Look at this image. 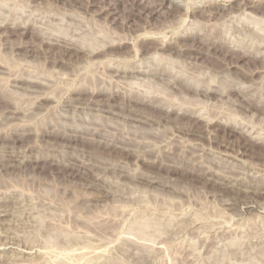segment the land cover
Masks as SVG:
<instances>
[{
  "label": "rangeland",
  "instance_id": "obj_1",
  "mask_svg": "<svg viewBox=\"0 0 264 264\" xmlns=\"http://www.w3.org/2000/svg\"><path fill=\"white\" fill-rule=\"evenodd\" d=\"M254 1L0 0V63L7 64L0 67V132L7 135L0 140V264H74L76 254L78 264H264V77L240 72L264 63V56L228 66L211 56L219 42L213 33L237 41L232 44L264 45V0ZM197 9L214 10L213 17ZM196 31L197 39L187 42L196 43L197 51L174 46L154 52L162 42L177 45ZM108 46L116 57L100 54ZM96 49L99 54L87 53ZM101 60L143 74L109 76ZM159 65L183 74L194 66L211 68L221 78L214 73L212 83L245 91L209 98L170 92L167 80L147 74ZM12 73L49 84L44 90L51 98H35L42 90L35 87H11ZM83 83L102 84L107 93L94 96L98 104H84L90 94L74 92ZM126 85L148 91L146 96L160 93L202 118L216 116L219 124L175 113L164 117L126 102L123 95L134 89ZM117 88L127 90L121 89L122 98L110 97Z\"/></svg>",
  "mask_w": 264,
  "mask_h": 264
},
{
  "label": "bare ground",
  "instance_id": "obj_2",
  "mask_svg": "<svg viewBox=\"0 0 264 264\" xmlns=\"http://www.w3.org/2000/svg\"><path fill=\"white\" fill-rule=\"evenodd\" d=\"M261 2H262V0H260ZM206 2V1H205ZM207 2H209V4H207V5H210L212 2L211 1H207ZM211 2V3H210ZM255 3H256V0L254 1ZM163 3V2H162ZM252 3V2H251ZM250 3V4H251ZM204 5V4H203ZM212 5H214V4H212ZM247 6V5H246ZM255 6H257V5H251V8L253 7H255ZM203 7V6H202ZM208 7H214V6H208ZM207 7V8H208ZM200 8V7H199ZM204 8V7H203ZM206 8V7H205ZM256 8V7H255ZM188 10V9H187ZM195 10V9H194ZM198 10V9H197ZM201 10H203V9H201ZM209 10V9H208ZM205 11V10H203V11H199V13L201 14V15H203V17H205V16H207L208 18H209V16L212 14V12L214 11H212V10H210V11H212V12H209V11ZM183 11V10H182ZM197 11V12H198ZM195 12V11H194ZM196 12V13H197ZM192 13V12H191ZM195 13V14H196ZM183 14V13H182ZM198 14V13H197ZM214 14H215V12H214ZM211 17H213V16H210V19H211ZM224 18V17H223ZM15 20V19H14ZM209 21V20H208ZM16 23H17V21H16ZM6 24V23H5ZM172 25V24H171ZM176 25V24H175ZM1 26H2V23H0V28H1ZM18 26V25H17ZM20 26V25H19ZM172 27H174V26H172ZM216 27V26H215ZM166 28V27H165ZM170 28V27H169ZM247 28V27H246ZM249 28V27H248ZM254 28V27H253ZM1 30V29H0ZM166 30V29H165ZM175 30V29H174ZM203 30V29H202ZM243 30H244V28H243ZM254 30V29H253ZM149 31V30H148ZM210 32H211V30H209ZM213 32H214V29L212 30ZM215 31H216V29H215ZM218 31V30H217ZM222 31V30H221ZM248 31V30H247ZM250 31H252V29L250 30ZM249 31V32H250ZM206 32V31H205ZM219 32V31H218ZM155 33V32H154ZM161 33V32H160ZM199 33V32H198ZM245 33V32H244ZM252 33V32H251ZM253 33H254V31H253ZM261 33V32H260ZM157 34V33H156ZM180 34H183V33H180ZM185 34V33H184ZM197 31H196V33H188L187 32V34L186 35H184L183 37H181L182 39L180 40V41H178V44L177 45H173V43H167V44H165L164 45V42H162L160 45H157L156 47H154L153 49L155 50L154 52H160V51H162V50H166V51H168V50H171V49H173L174 48V46H176V50H178L179 52H182V51H197V45H196V43H190V44H188V42H187V40H193V39H197ZM206 34V33H205ZM233 34V33H232ZM255 34V33H254ZM253 34V35H254ZM177 35V34H176ZM175 35V36H176ZM203 35V34H202ZM256 35V34H255ZM178 36V35H177ZM181 36V35H180ZM201 36V35H200ZM209 36H210V34H209ZM219 36H221V35H219ZM163 37V36H162ZM179 37V36H178ZM212 37L213 38H216L217 39V41H219V42H217L216 44H212V46H214L213 48H214V53L211 55L210 53H209V55H211L212 56V62L213 63H215V64H228V65H230V64H232V63H236V62H238V61H240V60H245V59H247V60H249L250 61V59H252V60H256V61H258L257 59H259V60H262L263 61V57L262 56H264L263 54L261 55V52H263V51H261L263 48H264V45H261V43L263 42H256V44L255 45H253V43H252V41H251V43L250 42H248L249 44H247V41H246V43L244 44V43H241V44H232L231 42L233 41V39H232V41L229 39V41H231V42H228V41H226V39H221V38H218V35H217V33H213L212 34ZM250 37V36H249ZM259 37V36H258ZM262 37V36H261ZM165 37H163V39H164ZM175 38V37H174ZM204 38H206L205 36H204ZM211 38V37H210ZM213 38H212V40H213ZM235 38V37H234ZM238 38V37H237ZM152 39V38H151ZM162 39V38H161ZM208 39V38H207ZM158 40H160V39H158ZM260 40V39H259ZM164 41V40H163ZM173 41V40H172ZM199 41H201V40H199ZM236 41V40H235ZM235 41H233V42H235ZM57 42V41H56ZM158 42V44L160 43L159 41H157ZM175 42V41H174ZM204 44H207V42H209L208 40H205V41H202ZM237 42V41H236ZM235 42V43H236ZM240 42H242V41H240ZM239 42V43H240ZM48 43V42H47ZM229 43H231V44H229ZM57 44V43H56ZM31 45V44H30ZM120 45V44H119ZM118 45V46H119ZM26 46V45H25ZM53 46V45H52ZM202 46V45H201ZM211 46V45H210ZM211 46V47H212ZM42 47V46H41ZM51 47V46H50ZM103 47L105 48V45H103ZM109 47V49H107L106 51H102V52H100V54L102 55V56H111L112 55V57L116 54L115 52L116 51H114V49H113V47H111L110 48V46H108ZM52 48V47H51ZM210 48V47H209ZM73 49V48H72ZM78 49V48H77ZM91 49V48H90ZM95 49V48H94ZM211 49V48H210ZM50 50V49H49ZM49 50H47L46 49V51L48 52ZM52 50H53V48H52ZM87 50V49H86ZM101 50H103V49H101ZM105 50V49H104ZM138 50H140V49H136V52L138 51ZM213 50V49H212ZM46 51H44V52H46ZM99 51L100 50H92V51H90L89 50V52H87V53H89L90 55H96V54H99ZM235 51H240V52H242V56H234L233 54H234V52ZM43 52V53H44ZM52 52V51H51ZM59 52V51H58ZM66 52V51H65ZM64 52V53H65ZM68 52V51H67ZM66 52V53H67ZM75 52V51H74ZM86 52V51H85ZM153 52V53H154ZM158 52V53H159ZM49 53H50V51H49ZM63 53V54H64ZM65 53V54H66ZM153 53H152V55H153ZM52 54V53H51ZM59 54V53H58ZM57 54V55H58ZM70 54V53H69ZM76 54V53H75ZM119 54V53H118ZM117 54V55H118ZM55 55H56V53H55ZM122 55V54H121ZM47 56L49 57V56H51L50 54L48 55L47 54ZM60 56H62V55H60ZM52 57V56H51ZM50 57V59L51 60H53V58H51ZM59 57V56H58ZM75 57V56H74ZM114 57H116V56H114ZM113 57V58H114ZM124 57V56H123ZM133 57V56H132ZM166 58V57H165ZM48 59V58H47ZM55 59V58H54ZM59 59H60V57H59ZM69 59V58H68ZM71 59V58H70ZM74 59V58H73ZM111 59V58H110ZM116 59V58H115ZM129 59V58H128ZM170 59V58H169ZM16 60V59H15ZM50 60V61H51ZM57 60H58V58H57ZM60 60H62V59H60ZM59 60V61H60ZM98 60H100V59H98ZM233 60V61H232ZM1 61V60H0ZM4 62H5V60H3ZM56 61V60H55ZM64 61V60H63ZM111 61V60H110ZM21 62V61H20ZM54 62V61H53ZM66 61H64V63H65ZM96 62V61H95ZM181 62V61H180ZM253 62V61H252ZM255 62V61H254ZM58 63V62H57ZM57 63H56V65H57ZM71 63V62H70ZM11 64V63H10ZM9 64V65H10ZM51 64V63H50ZM53 64V63H52ZM51 64V65H52ZM55 64V63H54ZM63 64V63H62ZM94 64V63H93ZM92 64V65H93ZM98 64V63H97ZM99 64H100V68L104 71V72H108V74H109V76H120L121 77V73H123L124 74V78H125V76L127 75L128 77L129 76H134V77H137V75L139 76L140 74H143V72H142V69H141V71H138V70H136V69H130V70H126V68H125V70H119L118 69V67H114L113 65H110L109 63H103V61L101 60V61H99ZM102 64V65H101ZM112 64V63H111ZM168 64V63H167ZM176 64V63H175ZM254 64V63H253ZM4 65H7V64H5L4 63ZM4 65H2V62L0 63V67H4L5 68V66ZM74 65V64H73ZM95 65H96V63H95ZM117 64L115 63V66H116ZM172 65V64H171ZM178 65V64H177ZM182 65V64H181ZM190 63H189V65H187V66H189L190 67ZM193 65V64H192ZM212 65V64H211ZM227 65V66H228ZM68 66V65H67ZM71 66V65H70ZM99 66V65H98ZM97 66V67H98ZM121 66V65H120ZM134 66H136V65H134ZM133 66V67H134ZM162 66V65H161ZM160 65H159V67L158 68H156V67H154L155 69H153V72H148L147 74L148 75H153V76H155V77H157V78H160V79H165V80H167V82L165 83L166 85H165V87H166V89L168 90V91H170V92H175V93H180V92H186V93H192V94H198V95H204L205 97L206 96H208V98H209V96L211 97V96H222L223 94H226V93H228L229 94V92H231V91H235V90H238V92L239 91H245V89H240V87H237V88H235L236 86H235V84L234 85H230L231 83H228L227 85H222V84H220V82H216L215 81V83H212V81L213 80H215L214 78L216 77V73H215V76H214V73L213 72H211L212 71V69L210 68V66H209V68H210V70L208 71H206V68L204 69V68H199V67H197L196 69H195V66H194V69L193 70H190V71H187V74H183V72L185 73V71H183V72H181V73H178V72H172L171 70H170V67L171 66H165V67H161ZM172 66H174L175 67V65H172ZM183 66V65H182ZM237 65L236 64H234L233 65V67H236ZM10 67H12V66H10ZM132 67V68H133ZM141 67V66H140ZM147 67V66H146ZM177 67H179V66H177ZM192 67V66H191ZM7 68V67H6ZM13 68V67H12ZM61 68V67H60ZM67 68H70V67H67ZM76 68V67H75ZM123 68V67H122ZM128 68V67H127ZM131 68V67H130ZM180 68V67H179ZM187 67H186V65H185V69H186ZM208 68V67H207ZM14 69V68H13ZM151 69V68H150ZM149 69V70H150ZM171 69H173V70H175L176 69V67L175 68H171ZM185 69H183V70H185ZM4 70V69H3ZM70 70V69H69ZM72 70V72H73V68L71 69ZM71 70L69 71V72H71ZM96 70H98V69H96ZM182 70V69H181ZM189 70V69H188ZM214 70V69H213ZM66 71V70H65ZM93 71H94V69H93ZM143 71H144V68H143ZM145 71H147V70H145ZM144 71V72H145ZM151 71V70H150ZM179 71V70H178ZM15 72H16V70H15ZM100 72V71H99ZM218 72V71H217ZM241 72V75H243V77H245V78H249V79H252L254 76H256V75H259L261 78L262 77H264V63H262V64H255V65H253V66H248L246 69H243V70H241L240 71ZM11 73V72H10ZM9 73V74H10ZM61 73H62V71H61ZM66 73H68V72H66ZM66 73H64L65 75H66ZM74 73V72H73ZM76 73H78L77 71H76ZM94 73L95 72H93L92 74L94 75ZM102 73V72H101ZM5 74V73H4ZM22 74V72H20L19 73V75H21ZM69 74L70 73H68V75H66V76H69ZM75 74V73H74ZM97 74H98V72H97ZM220 74V73H219ZM226 74V73H225ZM19 75H15V73H12V75H10V77H9V75H8V79H10L11 81H10V85H11V87L12 86H17V87H23V86H25V85H27V87H35V88H38V91H40L39 89H42L41 91H40V95L38 94H36V92H35V94H36V97L35 98H39V100H41V99H47V101H48V99L49 98H51L50 96H48V92H45V90L44 89H46V91L48 90L47 88H49V84L47 85V88H46V86H44L43 85V83L44 82H40V81H38V79L37 80H30V79H27V78H25V77H22V76H19ZM24 75V74H23ZM62 75H63V73H62ZM72 76H73V74H71ZM76 75V74H75ZM92 75V76H93ZM96 75V74H95ZM99 75H100V73H99ZM11 76H12V78H11ZM89 76V75H88ZM109 76H107V77H109ZM213 76H214V78H213ZM218 76V75H217ZM224 76V74L222 75V77ZM36 77V76H35ZM58 77V76H57ZM60 77H61V74H60ZM64 77V76H63ZM70 77V76H69ZM74 77V76H73ZM96 77H97V75H96ZM99 77V76H98ZM106 77V76H105ZM106 77V78H107ZM113 77V78H114ZM120 77H119V79H120ZM122 77H123V75H122ZM104 78V77H103ZM106 78H105V80H106ZM123 78V79H124ZM133 78V77H132ZM217 79H219L220 78V76L219 77H216ZM58 79V78H57ZM64 79H65V77H64ZM87 79H89V81H90V83H91V80H90V78L88 77ZM94 79V78H93ZM109 79V78H108ZM116 79V81H117V78H115ZM114 79V80H115ZM123 79L121 78V80L123 81ZM216 79V80H217ZM221 79V78H220ZM227 79V78H226ZM230 79V78H229ZM264 79V78H263ZM69 80H70V78H69ZM68 80V81H69ZM94 80H96V79H94ZM125 80V79H124ZM210 80V81H209ZM42 81V80H41ZM44 81V80H43ZM61 81V80H60ZM63 82H65V80H62ZM89 81H88V83H89ZM109 81H110V79H109ZM130 81V80H129ZM217 81H219V80H217ZM243 81V80H242ZM264 81V80H263ZM107 82V81H106ZM214 82V81H213ZM252 82V81H251ZM65 83H67V82H65ZM87 83V84H88ZM105 83V82H104ZM108 83V82H107ZM118 83V82H117ZM124 83V82H123ZM127 83V82H126ZM129 83V82H128ZM131 84L130 85H134V82H130ZM133 83V84H132ZM164 83V82H163ZM221 83H222V81H221ZM236 83V82H235ZM256 83V82H255ZM5 84V83H4ZM110 84V83H109ZM113 85H114V82L112 83ZM46 85V84H45ZM74 85V84H73ZM100 85H102V84H100ZM98 86V87H96L95 86V88H92L93 86H92V83H91V86H90V84L87 86V85H84V83L81 85V86H79V87H77L75 90H74V92L75 93H78V94H82V93H88V95L89 96H87L86 97V99H83L84 101H83V103L84 104H88V105H90L91 103H93V102H96L97 104H98V102H97V99L94 97L95 95H99V94H105V93H107L104 89H102V88H100V87H103V86ZM113 85H112V87H113ZM136 85V84H135ZM164 85V84H163ZM51 86V85H50ZM67 86H69V85H67ZM76 86V85H75ZM105 86H107V85H105ZM121 86V85H120ZM119 86V87H120ZM122 86L124 87L125 85H123L122 84ZM121 86V87H122ZM246 86V85H245ZM256 86V85H255ZM1 87V86H0ZM57 87V86H56ZM55 87V88H56ZM91 87V88H90ZM108 88H109V86H107ZM111 87V88H112ZM141 87V86H140ZM164 87V88H165ZM26 88V87H25ZM31 88V89H32ZM105 88V87H104ZM107 88V89H108ZM126 88L128 89V88H134V87H127V85H126ZM138 89H129L128 91H126L125 90V88L123 89V88H120V89H115L114 91H113V89H112V92H108V94H109V96L110 97H114V96H118V95H120L121 94V98H122V91L123 90H125L127 93H125L126 95H123V98L125 99V101L126 102H136V103H140V104H144V105H146V107L147 106H149V107H151L152 109H157V110H160V112L164 115V117L165 116H168L169 114H171V113H175L176 115H178V116H186V117H189V118H191V119H194L195 121H200V123H201V121L203 122V123H205V124H208V123H218V120H214L215 119V117H213V118H209V119H206L208 116H206V118L203 116V118L202 117H200V113L197 115V112H200V111H197V112H195L196 110H194V112L192 113V111H193V109L192 108H187L188 106L186 105V106H184V105H182V104H179V105H177V102H172V101H174V100H172V101H166V100H163V99H161L160 98V96H158L157 95V93H156V95L153 93V92H151L150 93V95H148V96H146V95H144V94H148L147 92L148 91H143V93L144 94H141V92L139 93V87H137ZM242 88V87H241ZM247 88V87H246ZM250 88V87H249ZM29 89V90H28ZM27 90L28 91H30V88H28ZM121 89H123V90H121ZM165 89V90H166ZM57 90H60V89H57ZM66 90V89H65ZM7 91V90H6ZM33 91H34V89H33ZM36 91V90H35ZM37 91V92H38ZM55 92H58V91H56V90H54ZM141 91V90H140ZM155 91V90H154ZM248 91V90H247ZM250 91V90H249ZM65 92V91H64ZM124 92V91H123ZM29 93H31V91L29 92ZM50 93H51V91H50ZM62 93V92H61ZM73 93V92H72ZM247 93V92H246ZM0 94H2V90H0ZM52 94H53V91H52V93L50 94L51 96H52ZM59 96L61 95L60 94V92L59 93H57ZM65 94V93H64ZM241 94V93H240ZM34 95V94H33ZM57 95V96H58ZM62 95H63V93H62ZM62 95H61V97H62ZM106 95V94H105ZM171 95V94H170ZM169 95V96H170ZM243 95V94H242ZM54 96V95H53ZM57 96H56V94H55V98H57ZM78 96V95H77ZM80 96V95H79ZM109 96H108V98H109ZM166 96V95H165ZM61 97H59V99L61 98ZM162 97V96H161ZM32 98H34V96L32 97ZM71 98V97H70ZM74 98V97H73ZM72 98V99H73ZM77 99L76 100H74V101H77V100H81L80 98H78V97H76ZM220 98V97H219ZM223 98V97H222ZM96 99V100H95ZM166 99V98H165ZM168 99V98H167ZM35 100V99H34ZM54 100V99H53ZM61 100V99H60ZM109 100V99H108ZM178 100V99H177ZM38 101V100H37ZM36 101V102H37ZM45 101V100H44ZM57 101V100H56ZM59 101V100H58ZM71 101V100H70ZM99 101V100H98ZM124 101V102H125ZM240 101V100H239ZM238 101V102H239ZM65 102V101H64ZM77 102H79V101H77ZM76 102V103H77ZM82 102V101H81ZM106 102V101H105ZM123 102V103H124ZM182 102V101H181ZM180 102V103H181ZM235 102H236V100H235ZM39 103L40 102H38L37 104H38V106H39ZM41 103H43L42 101H41ZM40 103V105H42ZM66 103H69V101L68 102H66ZM100 103V102H99ZM107 103V102H106ZM111 102H109V104H110ZM122 103V104H123ZM240 103V102H239ZM244 103V102H243ZM36 104V105H37ZM72 104V103H71ZM70 104V105H71ZM79 104V103H78ZM83 104V105H84ZM97 104H95V105H97ZM125 104V103H124ZM68 105V104H67ZM81 105V104H80ZM113 105V104H112ZM126 105H128V103L126 104ZM130 105V104H129ZM249 105V104H248ZM263 105V104H262ZM64 106H66V104L64 105ZM109 106V105H108ZM2 107H5V106H2ZM6 107H9L10 108V106H6ZM6 107L5 108H3V109H6ZM12 107V106H11ZM81 107H83V106H81ZM87 107H89V106H87ZM123 107V106H122ZM9 108H7V111L9 110ZM36 108V107H35ZM39 108V107H38ZM84 108V107H83ZM19 109V108H18ZM46 109V108H45ZM124 109V108H123ZM132 109V108H131ZM2 110V109H1ZM21 110V109H20ZM26 110V109H25ZM138 110V109H137ZM190 110V111H189ZM192 110V111H191ZM4 111H6V110H3V112ZM10 111V113H12V114H14V113H16L17 112V107H15L13 110H9ZM30 111V110H29ZM1 112V111H0ZM215 112V111H214ZM7 114H9L8 112H6ZM6 113L5 114H3V115H5V117H6ZM211 113V112H210ZM35 114V113H34ZM161 114V115H162ZM215 114H216V112H215ZM219 114V113H218ZM17 115V114H16ZM135 115V114H134ZM207 115V114H206ZM210 115H212V114H210ZM214 115V114H213ZM10 116H12L11 114L9 115V117ZM25 116V115H24ZM222 116V115H221ZM15 117V116H14ZM135 117V116H134ZM160 117H162V116H160ZM16 118V117H15ZM136 119H137V117H135ZM139 118V117H138ZM148 118V117H147ZM163 118V117H162ZM219 118V117H218ZM217 118V119H218ZM9 119V118H8ZM13 119V118H12ZM141 119V118H140ZM139 119V120H140ZM167 119V118H166ZM165 119V120H166ZM174 119V118H173ZM178 119V118H177ZM193 120V121H194ZM5 121V120H4ZM28 121V120H27ZM134 121V120H133ZM175 121H177L176 119H175ZM221 122V121H220ZM228 122V121H227ZM2 123H4V122H2ZM173 123V122H172ZM178 123H179V120H178ZM199 123V122H198ZM203 123H201V124H203ZM25 124H27L28 125V123H25ZM48 124V123H47ZM49 124H51L50 122H49ZM52 124H54L53 122H52ZM51 124V125H52ZM219 124V123H218ZM217 124V125H218ZM225 123H223L222 125H224ZM230 124H232V123H230ZM18 125V124H17ZM21 125V124H20ZM23 125H24V123H23ZM55 125V124H54ZM186 125V124H185ZM188 125V124H187ZM197 125H200V124H197ZM225 125H227V123L225 124ZM2 126V125H1ZM22 126V125H21ZM26 125H24V127H25ZM62 126V125H61ZM70 126V125H69ZM177 126V125H176ZM178 126H179V124H178ZM195 126H196V124H195ZM194 126V127H195ZM40 127V126H39ZM56 127V129L55 130H58V128H59V126H58V128H57V126H55ZM200 127V126H199ZM203 127V126H202ZM206 127V126H205ZM4 128V127H3ZM44 128V127H43ZM69 128V127H68ZM201 128V127H200ZM213 128V127H212ZM235 128V127H234ZM61 129V128H60ZM77 129V128H76ZM17 130V129H16ZM18 130H20L19 128H18ZM17 130V131H18ZM28 129H26V131H27ZM64 130V129H63ZM62 130V131H63ZM66 130V129H65ZM84 130V129H83ZM11 131V130H10ZM15 131V130H14ZM23 131V130H22ZM26 131H23L22 133H25ZM59 131H61V130H59ZM85 131V130H84ZM169 131V130H168ZM195 131H197V128H196V130ZM199 131H200V129H199ZM19 132V131H18ZM29 132V131H28ZM43 132V131H42ZM54 132H56V131H54ZM96 132H98V131H96ZM179 132H181V131H179ZM194 132V131H193ZM5 133H6V130H5ZM12 133V132H11ZM10 133V134H11ZM19 133H21V132H19ZM29 133H31V132H29ZM49 133V132H48ZM53 133V132H52ZM63 133V132H62ZM203 133V132H202ZM8 134V133H7ZM14 134V133H13ZM13 134H11V135H13ZM51 134V133H50ZM93 135H94V133H92ZM197 134H199L198 132H197ZM9 135V134H8ZM10 135V136H11ZM16 135V134H15ZM26 135V134H25ZM70 135V134H69ZM181 135V134H180ZM7 136V135H6ZM6 136H3L2 135V133L0 132V140L2 139L3 140V138H5ZM14 136V135H13ZM18 136V135H17ZM19 136H21V135H19ZM63 136V135H62ZM68 136V135H67ZM94 136H96V133H95V135ZM198 136V135H197ZM203 136V135H202ZM9 137V136H8ZM15 137V136H14ZM21 137H23V136H21ZM109 137V136H108ZM107 137V138H108ZM16 138V137H15ZM14 138V139H15ZM106 138V137H105ZM106 138V139H107ZM110 138V137H109ZM108 138V139H109ZM187 138V137H186ZM10 139V138H9ZM17 139V138H16ZM16 139H15V141H16ZM22 139V138H21ZM105 139V140H106ZM182 139V138H181ZM95 141V140H94ZM2 142V141H1ZM107 142H109V141H107ZM134 142V141H133ZM172 142V141H171ZM102 143H103V141H102ZM111 143V142H110ZM138 143V142H137ZM114 144V143H113ZM168 144V143H167ZM171 144V143H170ZM6 146V145H5ZM103 146V145H102ZM108 146V145H107ZM112 146V145H111ZM168 146V145H167ZM120 147V146H119ZM165 150H166V148H165ZM9 151V150H8ZM12 151V150H11ZM248 152V151H247ZM6 153V152H5ZM6 155H8V154H6ZM5 155V156H6ZM10 155V154H9ZM11 155H12V153H11ZM173 156V155H172ZM5 158V157H4ZM8 158V157H7ZM11 158V157H10ZM14 159V158H13ZM6 160V159H5ZM12 160V159H11ZM11 166V165H10ZM76 167V166H75ZM7 168V167H6ZM78 169V168H77ZM77 172V171H76ZM90 186V185H89ZM1 206V205H0ZM3 206V205H2ZM6 206V205H5ZM9 206V205H8ZM6 211V210H5ZM43 226V225H42ZM47 240V239H46ZM41 242V241H40ZM36 243V242H35ZM5 245V244H4ZM55 245V244H54ZM64 245V244H63ZM45 248V247H44ZM60 248V247H59ZM66 250V249H65ZM76 250V249H75ZM75 250H73L72 252L74 253V251ZM78 250V249H77ZM77 250H76V252H77ZM43 251V250H42ZM46 251H49V250H47L46 249ZM60 251V250H59ZM63 251H64V249H63ZM51 252V251H50ZM56 252V251H55ZM58 252V251H57ZM48 253V252H47ZM68 253H70V252H68ZM42 254V253H41ZM45 254V253H44ZM51 254V253H50ZM54 254V253H53ZM65 254V253H64ZM72 255V254H71ZM70 255V256H71ZM77 256L75 257V259H74V261H73V263L75 262L76 264H78L79 263V261H80V259H81V257L78 255V254H76ZM50 256V255H49ZM56 256H58V255H56ZM62 256V255H61ZM61 256H59V257H61ZM69 256V255H68ZM41 257V256H40ZM74 257V256H73ZM67 258V257H66ZM69 258V257H68ZM71 258H72V256H71ZM43 259V258H42ZM50 259V258H49ZM73 259V258H72ZM45 260H46V258H45ZM63 260V259H62ZM56 263V262H55ZM70 263V262H69ZM74 263V264H75ZM58 264H59V262H58Z\"/></svg>",
  "mask_w": 264,
  "mask_h": 264
}]
</instances>
